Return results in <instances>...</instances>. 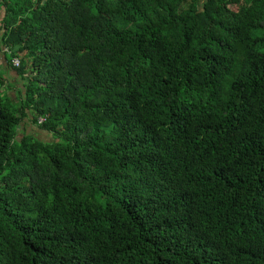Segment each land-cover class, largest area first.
Returning a JSON list of instances; mask_svg holds the SVG:
<instances>
[{
    "label": "trees",
    "instance_id": "16d2710c",
    "mask_svg": "<svg viewBox=\"0 0 264 264\" xmlns=\"http://www.w3.org/2000/svg\"><path fill=\"white\" fill-rule=\"evenodd\" d=\"M0 53V264H264V0H0Z\"/></svg>",
    "mask_w": 264,
    "mask_h": 264
},
{
    "label": "crops",
    "instance_id": "0c3cea01",
    "mask_svg": "<svg viewBox=\"0 0 264 264\" xmlns=\"http://www.w3.org/2000/svg\"><path fill=\"white\" fill-rule=\"evenodd\" d=\"M4 58H3V55L0 53V65L4 66ZM8 78H9V83H15L16 82V79L14 78L15 75L13 74V72H10L6 75ZM15 81V82H14ZM20 86V83H17L16 87H19ZM9 94H11V96L14 95V92L11 90L9 92ZM24 123V122H23ZM21 128L25 129V125L24 124H21L20 126ZM26 128L28 130H33V131H37L38 133H40L41 135H47L43 130H39L35 125H31V124H27L26 125ZM48 136V135H47Z\"/></svg>",
    "mask_w": 264,
    "mask_h": 264
},
{
    "label": "rangeland",
    "instance_id": "374dc122",
    "mask_svg": "<svg viewBox=\"0 0 264 264\" xmlns=\"http://www.w3.org/2000/svg\"><path fill=\"white\" fill-rule=\"evenodd\" d=\"M40 120V118H39ZM34 134L37 135V137L41 138V139H44V140H47L50 138V136H47V135H41L40 133H38L37 131H34Z\"/></svg>",
    "mask_w": 264,
    "mask_h": 264
},
{
    "label": "built area",
    "instance_id": "2783aa9c",
    "mask_svg": "<svg viewBox=\"0 0 264 264\" xmlns=\"http://www.w3.org/2000/svg\"><path fill=\"white\" fill-rule=\"evenodd\" d=\"M12 64H13L14 66H18L19 62H18V60L13 59ZM42 120H43V118L40 117V120H39V121L41 122Z\"/></svg>",
    "mask_w": 264,
    "mask_h": 264
}]
</instances>
